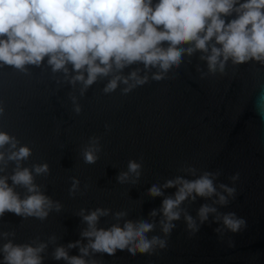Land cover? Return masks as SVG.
Segmentation results:
<instances>
[{
	"label": "clouds",
	"instance_id": "1",
	"mask_svg": "<svg viewBox=\"0 0 264 264\" xmlns=\"http://www.w3.org/2000/svg\"><path fill=\"white\" fill-rule=\"evenodd\" d=\"M199 54L196 71L201 79L224 75L229 65L238 67L257 62L264 66V0H0V67H12L30 75V67L51 69L57 84L73 89L69 93L72 110L82 113L80 98L98 82L102 91L117 90L129 95L152 81L162 82ZM128 70V71H126ZM76 90L79 96L75 94ZM6 108L0 104V117ZM105 129L111 131V125ZM103 152L101 137L91 136L80 155L94 165ZM33 149L0 130V218L14 213L23 220H48L64 205L46 195L38 177L51 175L48 163L25 166ZM14 164L9 174V165ZM173 178L154 183L146 193L162 197L159 208L147 218L131 219L127 210L110 208L80 209L77 216L86 227L81 239L66 246L56 235L28 243H16V231H0V264H44L50 255L65 264H99L97 255L114 256L126 251L130 257L153 255L166 250L169 239L183 220L186 230L196 235L212 217L219 236L240 234L247 220L235 212H221L236 199V172L229 184L218 182L222 170L200 171L183 164ZM143 174V158L127 162V169L116 177L120 185L136 186ZM11 181V184L9 183ZM85 190L89 185H85ZM23 190V195L17 191ZM168 189H175L166 195ZM81 192V181L71 178L69 195ZM204 200L190 214L188 207ZM187 205V206H186ZM114 223L101 227L102 218ZM159 230L160 234H153ZM87 241V243H84ZM50 245H54L49 253ZM230 246L233 242L230 241ZM78 249L79 255L69 252Z\"/></svg>",
	"mask_w": 264,
	"mask_h": 264
},
{
	"label": "water",
	"instance_id": "2",
	"mask_svg": "<svg viewBox=\"0 0 264 264\" xmlns=\"http://www.w3.org/2000/svg\"><path fill=\"white\" fill-rule=\"evenodd\" d=\"M198 56L170 73L167 80L152 81L126 96L119 90L105 95L106 81L98 82L80 98V115L73 112L69 99L73 89L57 84L62 76L54 77L47 66H29L30 75L0 67V104L6 108L0 130L33 149L26 167L50 165L51 175L38 177L36 182L46 186V195L64 205L62 212H53L44 222L5 213L0 231L15 230L16 243L56 235L57 243L66 246L81 239L86 225L77 214L82 208L127 210L131 219L147 218L162 203V197L146 195L152 184L173 178L181 165L188 164L200 171L222 170L218 182L229 186L228 178L240 173L236 199L220 211L245 218L247 229L219 236L215 231L219 225L210 217L192 235L181 220L166 250L134 258L118 250L114 256L103 254L95 259L99 264H264V66L257 62L229 65L224 75L201 79L196 71L201 64ZM75 94L79 96L78 90ZM106 124L111 131L105 129ZM91 136L101 137L103 152L96 164L87 165L80 152ZM141 157L140 183L118 184L116 177L127 169V162H139ZM14 166L9 165V174ZM72 177L81 181L83 193L75 198L69 195ZM85 185H89L87 190ZM17 191L24 194L22 189ZM175 191L168 189L165 194ZM203 203L200 199L188 207L190 214L195 217ZM111 223L112 217L102 218L100 226L107 228ZM153 234H160L159 230ZM69 254L79 255V250ZM44 264L65 262L49 255Z\"/></svg>",
	"mask_w": 264,
	"mask_h": 264
}]
</instances>
